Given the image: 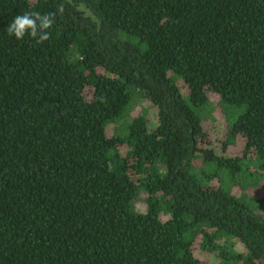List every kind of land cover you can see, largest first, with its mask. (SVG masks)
Segmentation results:
<instances>
[{
    "label": "trees",
    "instance_id": "obj_1",
    "mask_svg": "<svg viewBox=\"0 0 264 264\" xmlns=\"http://www.w3.org/2000/svg\"><path fill=\"white\" fill-rule=\"evenodd\" d=\"M0 264H264V0H0Z\"/></svg>",
    "mask_w": 264,
    "mask_h": 264
},
{
    "label": "clouds",
    "instance_id": "obj_2",
    "mask_svg": "<svg viewBox=\"0 0 264 264\" xmlns=\"http://www.w3.org/2000/svg\"><path fill=\"white\" fill-rule=\"evenodd\" d=\"M64 4L59 3L56 11L41 14L40 12H26L18 14L13 18L12 23L6 28L9 36H14L17 40H22L26 34L33 38L36 43H43L50 39L49 29L56 22V16L63 14Z\"/></svg>",
    "mask_w": 264,
    "mask_h": 264
},
{
    "label": "rangeland",
    "instance_id": "obj_3",
    "mask_svg": "<svg viewBox=\"0 0 264 264\" xmlns=\"http://www.w3.org/2000/svg\"><path fill=\"white\" fill-rule=\"evenodd\" d=\"M135 104H137L138 105V107L139 106H143V107H145L146 105H148V102H146V101H141V100H138V101H136L135 102ZM135 104H134V106H135ZM134 109H135V107H134Z\"/></svg>",
    "mask_w": 264,
    "mask_h": 264
}]
</instances>
